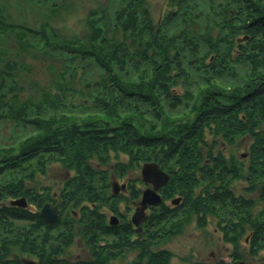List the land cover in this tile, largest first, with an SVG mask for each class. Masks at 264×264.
<instances>
[{"label": "trees", "instance_id": "trees-1", "mask_svg": "<svg viewBox=\"0 0 264 264\" xmlns=\"http://www.w3.org/2000/svg\"><path fill=\"white\" fill-rule=\"evenodd\" d=\"M25 1L47 10L40 26L29 24L26 15L15 18L12 6L0 0V175H6L0 180V264H119L113 260L132 251L136 255L125 264H172L174 252L155 248L156 240L179 233L192 216L200 227L215 219L223 239L233 244L231 261L218 264H251L239 248L245 234L251 252L264 248V204L253 211L264 201V0H170L157 23L146 0H112L111 13L110 4L88 11L79 31L50 23L76 9L73 0ZM41 52L63 55L66 71L52 69L47 84L29 83L26 58ZM84 61L103 69L91 96L99 118L81 119L74 111L80 106L71 108L66 99L81 95L72 82ZM133 72H140L138 80L130 78ZM182 107L193 116L174 118ZM242 134L252 138L247 162L215 150L218 137L233 142ZM121 153L128 155L127 164ZM49 159L74 173L59 193L61 212L50 222L39 208L7 199H29L32 187L24 179L33 177V164L45 171ZM94 159H115L119 175L128 166L156 161L171 175L165 196L177 192L182 199L153 206L145 236H133L130 220L112 224L102 210L108 204L118 212L111 205L109 170L97 168ZM236 178L247 180L246 190L257 189L259 196L236 193ZM49 193L40 196L42 203L52 198ZM78 206L77 217L70 208ZM37 228L45 233L33 237ZM76 232L89 245L88 259L61 256Z\"/></svg>", "mask_w": 264, "mask_h": 264}, {"label": "rangeland", "instance_id": "rangeland-1", "mask_svg": "<svg viewBox=\"0 0 264 264\" xmlns=\"http://www.w3.org/2000/svg\"><path fill=\"white\" fill-rule=\"evenodd\" d=\"M5 1L7 4L6 6H12L10 12L16 16L15 18L26 15L27 18L29 17L28 23L34 26L35 25L40 26L42 22L46 21V19L44 18L45 16H42V11L44 9H42L43 7L39 8L42 5L38 3H37L38 5L33 2H31L30 4L25 0H5ZM73 1L78 5L76 6V9L71 10V12L69 13L61 12L58 13L57 15H54V17L50 19V23L54 24L55 26H67L65 28L66 31L70 29L74 31H79L83 27V20L85 19L84 17L87 16L88 11L91 12L92 10L101 8L103 5L109 6V4H110L109 13H111L115 8V6H112L115 3L112 0H73ZM145 5L149 7V13L152 16L151 19L153 20L154 23H157L160 21V18H163L162 17L163 12L169 8L170 0H146ZM47 13L49 14L50 12L48 11ZM26 62L28 65L29 64L32 65L31 72L26 70L27 71L26 73L29 76L26 79L28 80L29 83L31 82L30 80H36L39 81V83L41 84H47L50 83V80L53 78L51 71L52 69L54 71L55 68L61 69L60 72L66 71L64 66L63 55L61 56H59L58 54L54 56L46 55V54L43 55L41 52L37 56H28L26 58ZM83 63L84 65H81V68L77 70V74L73 78V82H72V84L76 85L77 87L79 88L81 87V95L76 94L72 97L71 94H69L67 95L66 99L68 100V103L70 104L71 108L72 105L74 107L76 104L80 106L74 108V111L81 119H83L87 115L90 116V114L93 115L97 114V118H99L98 115L100 110L94 108V105L92 103L93 98L91 96H93L96 93V90L98 89L96 82L100 79V76L103 74V69L96 61H89L88 64H86V62L84 61ZM121 73H122V77L125 80H128L129 76L125 75V71ZM139 74L140 72L138 73L133 72L130 78L138 80ZM192 75L193 77L194 76L197 77V75H195L194 72H192ZM28 82H26V88L29 92L30 85H28ZM176 90L177 92H180L179 87H177ZM174 112L176 113L173 115V117L178 119L191 118L193 116V113L188 107H182V109L179 108ZM103 120H105L106 123L107 122L109 123L110 121L109 118L108 119L104 118ZM212 138H213L212 135L208 134L207 142L211 143ZM218 139H219L218 146L215 148V150L218 148L222 149L226 157L234 156L237 160H244L245 162H247L248 150H249L248 147L252 141L250 135H243V134L239 135L234 139L233 142L222 141L220 137H218ZM120 159L127 164L129 157L127 154L121 153ZM148 161H153V160H148ZM145 162H142L140 167L138 168L132 169L131 167L128 166V168L123 173V175H119L118 173H114L115 159H110L107 162V164H101L95 159L91 161V163L93 165H96L97 168H105V170L106 169L109 170L110 193H113L112 192L113 185H111L112 182H116L119 185H123L127 182H131V184L128 185V187H126V189L120 188L121 192L115 195V199L113 200L114 203L111 202V205L114 208H117L118 212H114L112 209H110L108 204L102 207V210H104L107 213L108 219L109 218L111 219V217L114 216L115 218L118 219L121 218L120 219L121 221H124L126 219L131 221L130 218L133 217V214L137 208L136 206L140 205L143 190L149 187L148 183L143 181L141 174V168ZM32 166L34 168L33 177H28V178L26 177L24 179L27 187L28 186L32 187L29 199L27 196H19V197H23L25 199V201L28 204V207H31L32 209L39 208L41 210L43 204L46 201L42 203L41 200L43 199H41L40 196L45 195L47 191H49L50 197L52 198L50 200H47V202H52L53 204H57L60 213L61 206L58 202L59 193L63 188V186L68 182V180H70L69 179L70 176L74 174L73 170L65 167L62 164V162L59 161L58 159L47 160L44 165L45 171H43V169L42 171L38 170L40 169L39 165L33 164ZM0 177H1L0 180L3 181L6 175L5 174L0 175ZM133 185L136 187L135 189L140 190L138 199H134L133 197L134 196L133 194L134 190H132ZM165 185H163L158 190V192L162 197V201L159 204L148 205V207L145 209V217H143L141 220L142 229L138 231L137 229L139 225H136L132 221L133 223H131V227L133 230V236L140 234H143V236H145L144 233L148 227V222H149L148 220L150 218L153 206L160 205L163 202L169 205L175 204L172 201L178 197L180 198L181 201L182 197L177 192L173 193L172 195H170L168 192V197L167 195L165 196V193L163 191V187ZM232 185L234 186V190L236 193H241L246 197H248L249 199L252 197L259 196V192L257 189L252 191L246 190L248 186V181L243 178L233 179ZM7 199L9 200L10 198ZM83 203L84 204L88 203V201H84ZM263 204L264 201L259 200L254 205L255 207L253 208V211L254 212L259 211L262 208ZM78 208L79 206L70 208L71 209L70 212L76 214L77 217L79 215L77 214V210H79ZM62 215H63L62 217H65L66 212H62ZM209 218L210 220L205 225V227H200L197 223L196 217L192 216L190 220H187L185 223H183V225L181 226V231L179 233L166 234V236L164 237L162 236L159 237V240L158 239L156 240L158 244L155 248H167L173 251L174 256L172 258V264H195L197 261H203L206 262V264H218L219 261L230 262L232 258L231 252L233 250V244L223 239L222 232L216 227V220L213 219L212 217ZM21 222L22 221H18V224ZM23 223L24 222H22L21 224ZM43 229L44 228H37L38 231L35 230L32 231L31 235L34 234L33 237H35L37 235L44 234L45 231ZM244 236L240 240L239 251L244 255L248 263L251 264L260 263L264 257V248L260 249L256 253L251 252L250 247L248 245V237H246L247 235L245 237ZM18 238L19 237H15L14 240H18ZM108 238H112V237H108ZM47 244L49 246L50 242H48ZM135 255H136L135 252L132 251L127 253V256L124 260L122 261L113 260V262H117L119 264H125L127 261L132 260ZM61 256L75 261L81 259H88L91 257V251L89 245L84 240H82L81 233L78 232L75 233L73 241L70 244H67V246L63 248Z\"/></svg>", "mask_w": 264, "mask_h": 264}, {"label": "water", "instance_id": "water-1", "mask_svg": "<svg viewBox=\"0 0 264 264\" xmlns=\"http://www.w3.org/2000/svg\"><path fill=\"white\" fill-rule=\"evenodd\" d=\"M141 174L143 181L150 184L151 186L143 190L140 205L137 206L132 217V221L136 225H139L137 229L138 231L142 229L141 220L143 217H145V209L148 207V205L159 204L162 201V197L158 190L170 180V174L163 170L155 161L145 162L142 165ZM179 201L180 198L178 197L172 202L177 204ZM13 203L25 205V199H17L14 200ZM40 213L45 220L49 222L54 221L58 217L59 207L57 204L47 202L42 206ZM111 223L117 224L118 219L114 216L111 217Z\"/></svg>", "mask_w": 264, "mask_h": 264}, {"label": "flooded vegetation", "instance_id": "flooded-vegetation-1", "mask_svg": "<svg viewBox=\"0 0 264 264\" xmlns=\"http://www.w3.org/2000/svg\"><path fill=\"white\" fill-rule=\"evenodd\" d=\"M243 155H245V154H243ZM163 170H165L164 168H162ZM166 172H167V170H165ZM167 173H169V172H167ZM170 174V173H169ZM171 176V175H170ZM131 184V182H127V183H125V184H123V185H119V184H117L116 182H112V184L111 185H113V188H112V192L115 194V195H117V194H119L121 191V189H126V187H128V185H130ZM148 186L150 187L151 185L150 184H148ZM121 188V189H120ZM21 198H23V197H17V198H15V199H9V200H12V204H17V205H20V206H23V207H28V204H27V202L25 201V205H22V204H18V203H13V201L14 200H17V199H21ZM45 203H47V202H45ZM44 203V204H45ZM50 203H52V202H50ZM43 204V205H44ZM53 204V203H52ZM137 207V206H136ZM122 217V216H121ZM118 219V218H117ZM121 219V218H120ZM120 219H118L119 221H120ZM131 219V221H130V223H133L132 222V218H130ZM109 220V222L111 223V219L109 218L108 219ZM23 260L24 261H26L27 262V259L26 258H23ZM31 263H32V261H31Z\"/></svg>", "mask_w": 264, "mask_h": 264}]
</instances>
